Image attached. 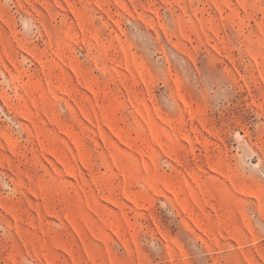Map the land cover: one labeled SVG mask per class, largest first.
Here are the masks:
<instances>
[{
    "label": "rangeland",
    "instance_id": "obj_1",
    "mask_svg": "<svg viewBox=\"0 0 264 264\" xmlns=\"http://www.w3.org/2000/svg\"><path fill=\"white\" fill-rule=\"evenodd\" d=\"M0 264H264V0H0Z\"/></svg>",
    "mask_w": 264,
    "mask_h": 264
}]
</instances>
